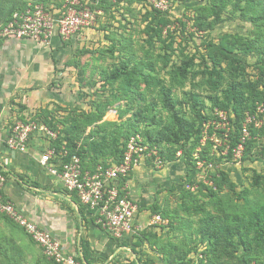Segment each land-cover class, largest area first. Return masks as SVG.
<instances>
[{"label":"rangeland","instance_id":"rangeland-1","mask_svg":"<svg viewBox=\"0 0 264 264\" xmlns=\"http://www.w3.org/2000/svg\"><path fill=\"white\" fill-rule=\"evenodd\" d=\"M59 1L50 0V3ZM168 1L170 9L163 12L168 25L161 38L155 37L147 26L157 17L156 14L150 16L155 9L148 0L100 3L91 6L96 15L95 24L69 44L65 61L52 65L54 77L45 81L39 78L43 71L41 62L36 64L37 49H28L25 54H10V69L0 70V76L14 81L17 62L28 64L30 87L26 91L59 94L60 99L53 106L51 102L36 108L37 113L45 115L48 120L51 115L44 114V111L52 113L61 122L58 128L61 134L70 135L78 143H86L88 134L95 133L96 139L102 135H106L109 141L115 138L120 149L128 135L139 132L143 138L150 133L157 137V132L172 124L176 117L198 122L206 116L205 132L208 133V125H213L214 131L227 133L233 115L219 112L213 106V98L221 97L226 85L215 89L210 84L206 72L211 64H206L203 57L207 46L218 44L225 34H240L264 44V2L230 0L223 22L213 30L200 32L193 25L195 9L209 5L213 0ZM1 20L0 17V25ZM44 58L50 62L51 56L44 53ZM239 58L248 65L247 79L261 76L256 55ZM44 73L43 77H47L48 73L45 70ZM165 97L170 98L169 104H166ZM15 106L17 112L27 109V105L12 100L10 108L13 114ZM111 110H117L116 115L111 114ZM249 117L257 131L256 149L245 162L243 154L238 152H234L231 161L226 159L228 144L218 134L212 135L215 147L210 151L212 156H217V161L209 165L201 163L193 168L187 164L190 149L181 155L180 147L164 142H160L159 148L169 156L175 154L178 159L176 165L183 161L187 171L180 166L168 167V161L157 168L151 159L144 160L141 181L138 182L150 205L140 210L137 222L144 210L154 203L158 206L156 213L148 210L146 224L141 226L143 232L151 233L152 245L158 249H178L181 253L200 248L208 252L210 247L203 242V233L209 232L216 222L223 220L235 224L238 219L248 220L257 212L264 211V159L260 153L264 148V106L259 105L256 113ZM159 148L157 146L160 154ZM191 159L196 165L197 160L193 156ZM244 169L249 171L244 172ZM135 172L131 173L126 187L140 206V201L128 186L135 178ZM221 172L228 174L235 185L234 190L222 184ZM256 175L259 179L254 182ZM218 182L222 186H218ZM189 184L197 185L198 189L188 190ZM161 213L168 224H150L153 217ZM107 235L113 238L109 233ZM227 255L223 256L226 264H264V246L256 247L249 254L241 248ZM127 259H132L131 255L123 258ZM0 264L53 263L24 231L0 213Z\"/></svg>","mask_w":264,"mask_h":264},{"label":"trees","instance_id":"trees-1","mask_svg":"<svg viewBox=\"0 0 264 264\" xmlns=\"http://www.w3.org/2000/svg\"><path fill=\"white\" fill-rule=\"evenodd\" d=\"M28 1L43 3L47 6L55 5L57 7H60L62 4V0L57 4L50 3V0H0L1 24L7 23L15 12L23 10ZM171 1L175 3L182 2L183 0ZM247 1L249 2L250 0ZM261 2H264V0ZM101 3L109 2L102 1ZM229 3L230 0H213L209 5L206 4L196 7L193 25L197 31L207 32L221 24L224 20L223 14L229 6ZM153 14H156L157 17H154L155 21L149 23L147 26L154 32L155 37L161 38L165 27L168 25V19L162 12L153 10L150 16H153ZM155 22L157 23L155 24ZM206 50V55L203 57V60L206 64L208 62L211 64V67H207L208 71L206 72L207 75H209L210 84H212L215 89L219 88L222 84L226 85V88L222 91V96H215L213 98V106L219 112L233 115L230 130L227 133L225 131L216 132L214 131L215 127L213 125H208L207 133L204 131V126L207 125L208 117L204 116L198 122L183 117H176L172 124L164 126L157 132V137L154 136L155 134L151 133L146 138L144 137L145 143L149 144L151 147L158 146L159 148L160 142L178 146L180 150H182L181 155H185L188 149H190L187 164L193 166V168L199 163L209 165L217 161V156H212L210 152L212 148L215 147L212 142V135L214 134H218V137L228 144V156L226 159L231 161L234 152L242 144V130L246 123L247 116L250 114L254 115L259 105L264 106L263 43L257 39H249L240 34H225L220 38L218 44H210L207 46ZM253 55L259 58L261 76H258L257 79L249 80L247 79L246 73L248 65L239 57L242 56L243 58H247ZM186 72L187 71H185V73ZM227 73L228 76H226ZM165 102L169 104L170 98L165 97ZM44 112V114L48 113L51 115L49 120L45 115L40 113H37V117L52 130L58 132V138L53 142V145L60 150L61 146L65 144L71 154H77L81 158L84 171H94L99 165L106 167L112 162L120 163L122 161L126 143L132 135L126 137L125 143L120 149L115 138L109 141L106 135H102L100 138L96 139L95 133L88 134L87 140L85 138L86 143H78L69 137L70 135L63 136L61 134V130L58 129L61 122L56 119L57 117L49 111ZM249 130L250 137L243 143L244 150L242 154L245 158L243 159L244 162L256 149L257 131L254 129L253 124L249 127ZM138 133L139 132H135L133 135ZM68 134H70V132ZM205 135H207V137L204 141ZM159 149L161 157L165 161L176 162L178 160L175 158V154L169 156L165 154L161 148ZM260 153L264 159V148L261 149ZM194 154H197V157H195ZM192 156L197 160V163H195L196 165L192 163L195 162L191 159ZM247 171L249 170L244 169V172ZM258 179L259 176H254V182H257ZM127 180L128 178L123 179L121 185H125ZM221 180L222 184L227 185L230 190H234L235 185L230 181L226 172H221ZM217 184L218 186H222L221 182ZM205 188L208 189V187ZM83 209H85V207H83ZM151 209L153 213L159 211L158 206L155 204ZM161 216H163L162 213ZM98 227L101 228L100 225H98ZM150 234L149 232L142 231L134 237L135 243L133 244V251L136 256L140 255V257H137L135 261L129 262V264H153L151 261H144L141 255L142 252L136 250L142 247L145 242L151 243ZM203 238H205L203 242H207L210 247L208 252L205 250V255L208 258L209 264H226L223 260V256L227 253L230 255L232 251L235 253L241 248L248 254L253 253L256 247L264 246V211L257 212L255 215L248 218V220L238 219L235 224H228L220 220L211 227L209 232L203 233ZM119 244L124 246L127 245L126 242L121 241H119ZM159 252L163 264H192L191 255L197 253L198 250L195 249L192 252L181 253L178 249L168 250L162 248L159 249ZM209 252L211 255L208 256ZM89 255V252L87 255H84V261L86 263L90 259ZM77 260L83 263L81 258L78 257ZM50 262L56 264L53 261Z\"/></svg>","mask_w":264,"mask_h":264},{"label":"built area","instance_id":"built-area-1","mask_svg":"<svg viewBox=\"0 0 264 264\" xmlns=\"http://www.w3.org/2000/svg\"><path fill=\"white\" fill-rule=\"evenodd\" d=\"M102 1L118 3L123 0H62L60 7L28 1L23 10L15 12L7 23L0 25V47L10 40L25 39L50 47L56 37L62 43H73L83 31L95 24L96 15L91 6ZM148 1L159 12L170 9L168 0ZM110 112L116 115L117 110ZM252 124H255L252 118H247L242 130V144L235 152L242 153L244 150L243 143L250 137L249 127ZM36 135L48 141L39 161L41 167L51 177L58 179L68 193L76 195L79 203L93 213L95 222L102 230L118 242L129 237L134 239L142 232L141 225L137 223L141 207L131 198L126 184L122 186L121 181L129 178L145 159H151L157 168L163 167L166 162L156 146L146 144L140 134L132 135L120 163L112 162L106 167L99 165L94 171H84L77 154H71L65 144L60 150L53 145L58 132L39 119L37 113L27 112L19 114L12 122L4 143L13 153H27ZM6 184V173L0 168V213L22 229L50 261L56 264H83L50 231L27 217L12 199L5 196ZM187 189L195 191L198 187L189 184ZM150 224L161 226L168 222L157 214ZM191 259L192 264H209L205 248L192 254Z\"/></svg>","mask_w":264,"mask_h":264},{"label":"crops","instance_id":"crops-1","mask_svg":"<svg viewBox=\"0 0 264 264\" xmlns=\"http://www.w3.org/2000/svg\"><path fill=\"white\" fill-rule=\"evenodd\" d=\"M25 40H10L0 47V70L10 69L9 65L13 54H25L28 49H37L39 56L36 58V64L41 62L40 69L43 71L39 78L41 77L45 81L54 77L51 67L55 64L54 62L59 64L61 61H65L70 43H62L56 37L53 39L52 45L46 47L31 40H27L32 42V44H28ZM47 52L51 56L50 62H46L44 58V53L48 54ZM44 70L48 73L47 77H43ZM14 73L16 74L14 81L0 76V168L7 176L5 196L12 199L27 217L50 231L70 252L76 254L77 258H81L83 264H129V262L135 261L140 255L136 256L133 251L134 239L127 238L123 241L127 244L124 246L109 237L107 232L98 227L93 213L86 208L83 209L76 195L68 193L58 179L51 177L41 167L39 162L41 154L48 146L46 139L36 135L32 139L27 153H13L5 145L4 140L10 125L21 114L16 111V106L14 107L16 112L11 113L10 101L15 100L20 104L27 105L26 111L22 113L31 114L37 113L36 108L38 107L46 106L51 102L53 103L51 106H53L60 101L59 94L45 91L33 94V92L26 91L30 87L28 86L30 82L28 64L23 65L18 61ZM52 73L53 75H51ZM176 163L177 161L170 162L168 167L180 166L187 171L183 161L178 163L179 165ZM142 170V165H140L136 169L135 178L128 184L130 190L132 188L135 198L140 201L141 209L150 205L148 199L143 196L144 191L139 188L138 180L142 177ZM167 171L169 172V169ZM152 207L142 212L137 222L138 225L146 224L148 210H152ZM136 250L142 252L144 261L163 264L160 252L158 253L159 249L155 245L145 242L142 247ZM88 252L90 259L86 263L84 255H87ZM129 255L132 259L123 260Z\"/></svg>","mask_w":264,"mask_h":264}]
</instances>
